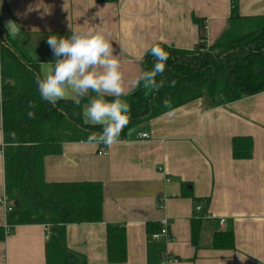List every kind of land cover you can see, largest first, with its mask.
Listing matches in <instances>:
<instances>
[{
    "label": "crops",
    "instance_id": "1",
    "mask_svg": "<svg viewBox=\"0 0 264 264\" xmlns=\"http://www.w3.org/2000/svg\"><path fill=\"white\" fill-rule=\"evenodd\" d=\"M234 14L264 15V0H0V29L19 49L41 41L39 49L49 54L25 56L39 64L54 60L50 35L100 32L121 63L128 94L151 47L194 49L202 40L194 17L209 25L203 33L212 44ZM9 21L19 28L15 37L5 27ZM1 100L0 86V198L6 194ZM239 136L254 139L251 159L234 158ZM45 178L101 182L103 221L8 227L0 204V226L9 230L0 241V264H264V91L213 108L191 101L134 127L111 147L65 142L60 153L45 157ZM164 217L171 239L152 238L148 225L160 227ZM108 225L125 227L123 263L108 259ZM223 231L233 232L234 249L213 247L215 233Z\"/></svg>",
    "mask_w": 264,
    "mask_h": 264
},
{
    "label": "trees",
    "instance_id": "2",
    "mask_svg": "<svg viewBox=\"0 0 264 264\" xmlns=\"http://www.w3.org/2000/svg\"><path fill=\"white\" fill-rule=\"evenodd\" d=\"M117 0H98L116 2ZM206 40L205 21L194 17ZM169 55L163 76V87L146 95L142 84L121 97L131 107L129 125L121 132L125 140L131 129L165 112L202 99L206 108L225 105L264 91V15L234 14L219 38L212 44L200 42L194 49H182L159 42ZM149 52V51H148ZM146 54L143 66L148 71L155 60ZM2 117L5 142L6 194L14 210L7 215L8 227L22 224H45L54 228L62 224L97 223L103 221L104 186L101 182H48L45 178V157L62 151L65 142L87 141L100 126L86 125L81 106L70 100L56 105L41 100L35 83L40 64L23 58L14 42L0 29ZM175 80V87H170ZM91 95H95L94 93ZM112 100L113 97H106ZM168 100L170 107L164 106ZM34 102L35 118L29 119L27 104ZM235 159H251L254 139L239 136L233 139ZM204 208L210 198L202 199ZM159 225H148L152 234ZM9 230L0 226V241ZM108 259L111 263L127 260V238L124 226L108 225ZM213 247L235 248L232 231L216 232ZM69 264H88L71 260Z\"/></svg>",
    "mask_w": 264,
    "mask_h": 264
},
{
    "label": "clouds",
    "instance_id": "3",
    "mask_svg": "<svg viewBox=\"0 0 264 264\" xmlns=\"http://www.w3.org/2000/svg\"><path fill=\"white\" fill-rule=\"evenodd\" d=\"M5 27L15 37L19 28L9 21ZM71 35H50L47 44L53 53L54 60L40 64V71L35 75V83L41 100L56 105L61 100H70L74 106H81L87 97V105L82 111L86 125L100 126L101 131L88 136V143L103 144L106 147L119 142L121 132L129 125L131 107L121 97L127 95L121 63L114 55L112 44L100 32L77 31L70 29ZM155 62L148 71H143L131 87L141 84L146 95L158 92L164 85L163 76L168 53L159 46L149 49ZM176 81L170 83L175 87ZM95 95H91V94ZM106 97H113L112 100ZM170 107L169 101H164ZM27 117L35 118L37 105L29 101ZM242 259V258H241Z\"/></svg>",
    "mask_w": 264,
    "mask_h": 264
},
{
    "label": "built area",
    "instance_id": "4",
    "mask_svg": "<svg viewBox=\"0 0 264 264\" xmlns=\"http://www.w3.org/2000/svg\"><path fill=\"white\" fill-rule=\"evenodd\" d=\"M207 23L205 28L207 29ZM203 41V40H202ZM139 137L141 139H149L150 135L148 133H139ZM101 155H107L108 152L106 151L105 148H103L100 152ZM0 154H3V150H0ZM0 204L4 207L6 213H10L14 210V206L12 204V201L10 199V197L7 194H4L1 198H0ZM198 210H202V205H199L197 207ZM222 223L225 222V219L221 220ZM49 226V225H48ZM152 238L155 239H159L161 237H165L168 239H171V233H170V219L168 217H164L161 221H160V228L158 231L153 232L151 234Z\"/></svg>",
    "mask_w": 264,
    "mask_h": 264
},
{
    "label": "rangeland",
    "instance_id": "5",
    "mask_svg": "<svg viewBox=\"0 0 264 264\" xmlns=\"http://www.w3.org/2000/svg\"><path fill=\"white\" fill-rule=\"evenodd\" d=\"M205 26H206V22H205ZM208 28H209V25H207V29L205 28V31L208 32ZM206 40H207V36H206ZM29 42H31V40H29ZM41 41H37L36 43H34V41H32L29 46L27 47H22V48H18L20 54L23 56V58L25 59L26 57L28 59L30 58H34V56H40V55H43V54H49L50 52H42V49H39V44H40ZM202 42H206L205 40H201V43ZM208 44V42H206ZM210 45V44H208ZM44 50V49H43ZM26 56V57H25ZM11 213V212H10Z\"/></svg>",
    "mask_w": 264,
    "mask_h": 264
}]
</instances>
